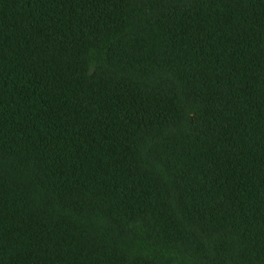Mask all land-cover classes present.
<instances>
[{
    "label": "trees",
    "instance_id": "1",
    "mask_svg": "<svg viewBox=\"0 0 264 264\" xmlns=\"http://www.w3.org/2000/svg\"><path fill=\"white\" fill-rule=\"evenodd\" d=\"M0 264H264V0H0Z\"/></svg>",
    "mask_w": 264,
    "mask_h": 264
}]
</instances>
